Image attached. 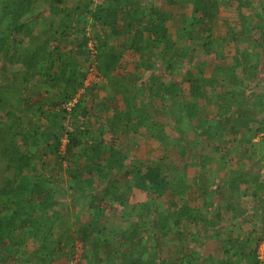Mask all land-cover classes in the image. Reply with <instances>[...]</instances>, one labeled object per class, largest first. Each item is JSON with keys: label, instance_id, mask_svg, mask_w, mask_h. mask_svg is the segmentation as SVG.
Listing matches in <instances>:
<instances>
[{"label": "trees", "instance_id": "16d2710c", "mask_svg": "<svg viewBox=\"0 0 264 264\" xmlns=\"http://www.w3.org/2000/svg\"><path fill=\"white\" fill-rule=\"evenodd\" d=\"M106 1L107 6L95 0H0V161L6 164V171L13 173L0 186V264L19 263L12 247L17 249L24 240L20 239L16 246L5 245V241L25 230H29L34 242L41 244L35 252L36 261L29 260L31 264L54 263L65 255V241L70 243L69 258L76 240L81 242L88 264H93L94 256L98 257L96 264H121V261L122 264H240L243 259L249 264H264V253L262 259L258 253L264 243V182L260 179L263 170L260 161L264 158V0H162L164 10L153 5L149 11L133 0ZM181 3L191 5L189 17L175 14ZM254 3L258 9L245 15L244 11L250 10ZM221 5L235 7L240 16V30L226 35L234 46L229 65L215 59L214 29ZM120 14L123 20L127 18L122 24L117 18ZM176 15L177 39L172 41L168 23ZM57 16L65 19V25L57 26L54 21ZM79 18L92 19L93 26L101 28L97 39L92 41L79 29ZM39 20L46 29L38 28ZM112 40L118 42L120 51H115L116 46L110 44ZM195 47L203 52L199 58L203 63L198 65L191 61ZM125 52L133 55L144 70L137 93L144 90L157 95L171 111L164 114L173 118L174 131L193 132L192 143L183 144L182 140L171 138L167 145L179 146L180 156L190 158L196 170L190 181L185 169L183 173L176 171L169 179L167 174L173 169L163 157L130 159L116 143H105V132L93 133L87 124L85 119L90 113L85 99L87 95H96L98 90L95 84L85 87L89 70L94 67L99 78L110 77L119 68ZM157 60L172 77L179 75L177 68L181 67L180 82L162 83L163 78L154 74ZM206 63L213 68L208 78L203 71ZM5 64L19 66L20 70L8 73ZM36 80L48 88L46 97H31L29 85ZM182 83L189 85L187 90L182 89ZM42 104L47 105L49 114L44 115ZM204 105L215 107V112L208 115L201 112ZM14 106L26 111L32 108L30 122L46 119L47 128L32 131L25 127L21 119H28L27 116L19 117ZM124 106L123 111L109 117L110 106L102 104L98 110L101 113L96 114L101 118L105 114L109 123L119 117L126 124L140 119L141 127L156 141L165 142V125L151 119L153 110L149 115L147 106H133L128 98ZM137 127L140 126L125 127L120 135H130L132 139ZM111 130L114 135L118 133L115 125ZM223 133L228 141L204 144L215 142ZM30 134L38 137V141L32 140ZM132 143L136 144L135 139ZM81 147L84 150L75 159L79 154L74 150ZM234 153L239 162L237 169L227 167ZM50 157L75 165L66 173L82 192L80 195L72 192L68 201L58 198L53 188L57 182L37 168L48 164ZM88 162L93 167L86 166ZM85 172L89 177H85ZM98 186H103L102 197L95 203ZM134 189L154 201L125 210L119 191L130 193ZM191 189L200 192V197L184 200L192 193ZM239 192L258 201L250 220L261 223L260 237L243 233L241 226L234 225L237 231L227 233L221 242V259L212 255L202 258L196 250L178 246L173 252H164L162 241L181 235V227L203 225L205 233L209 229L217 235L223 226V215L235 212L230 226L231 221L233 224L246 216L245 209L238 210L233 203ZM219 197L225 204L219 206L214 201ZM83 198L88 199L83 212L94 210L89 216L71 211L74 206L70 203ZM105 200L110 209L119 210L122 220L129 223V228L120 235L115 233L120 225H102L108 218L100 205ZM193 202L199 203L198 215ZM258 213L262 214L260 221ZM64 219L66 223L69 220L76 223L77 232L61 234L52 242L50 237L59 232ZM142 232H147L150 238L143 240Z\"/></svg>", "mask_w": 264, "mask_h": 264}, {"label": "rangeland", "instance_id": "374dc122", "mask_svg": "<svg viewBox=\"0 0 264 264\" xmlns=\"http://www.w3.org/2000/svg\"><path fill=\"white\" fill-rule=\"evenodd\" d=\"M135 2H138V4L140 5V7L142 9H145V11H149V9L155 5L159 8H161V10H164L165 7L163 5L162 0H133ZM254 1V0H252ZM263 1V0H262ZM95 2L97 3H102L104 6H107V1L106 0H95ZM45 8V6L42 5V9ZM175 9V8H174ZM248 11H244L245 15H248L249 13H255L256 9V4H252L249 6ZM175 14H178L180 16H185V17H189L191 15L192 12V8L190 4L187 3H181L180 6H178L176 8ZM258 11V10H257ZM243 13V12H242ZM29 17H32L31 15H29ZM50 17V16H49ZM123 15L120 14L117 18H118V22L119 24H122L126 19L123 20ZM177 15L168 23V28H169V33L172 37V41L177 39ZM252 19V18H250ZM64 18L62 16H57L54 21L57 24V26H62L65 25L64 23ZM42 20L38 21V28L42 29V28H47L46 25L44 23L41 22ZM86 21V26H83L82 23H84ZM79 24L78 27L79 29H82L85 31L86 36L90 37L92 39V41H94V39H97V31H98V35L100 34L101 28H96L93 26L94 21L92 19H78L77 21ZM97 24H99V22H96ZM241 28L240 26V16L236 10V8H232V7H228V6H220V14H219V21L216 24V27L214 29V36L216 38L215 41V49L217 52L216 58L220 60L222 63L229 65L232 61V56L234 54V46L231 42H229L226 38L227 32L230 31H239ZM206 30V29H203ZM19 38V37H17ZM111 45L116 46L115 51H120V47L118 46V42L116 40H112L110 42ZM90 48H91V52L92 54H94V49L93 46L94 44L91 43L89 44ZM123 49V48H121ZM122 51V50H121ZM192 56H191V61L194 64H201L203 63L201 59H199L201 57V54H203L202 50L200 48H194V51H192ZM156 65H154V74L161 76L162 79V83L166 84L169 81L172 82H180V76L183 73V69L181 70L177 68L179 70V75L172 77L170 76V72L167 71V69L163 66V64L161 65V62L159 60H157V62L155 63ZM4 69L10 73V72H16L18 69L20 70L19 66H14V65H10V64H5L4 65ZM188 68V66H186V69ZM190 69V68H189ZM95 70V69H94ZM203 71H204V75L205 77H211L212 75V71L213 68L208 65L207 63L203 66ZM96 73V70H95ZM144 70L141 69L138 66V62L137 60L133 57V55L129 54V52H125L123 58L120 61V66L117 69V71L114 72L113 75H111L110 77H106L103 78L102 76H100V78L97 76L94 78V76L89 77V81L90 84H95L98 87V90L96 92V95H87L86 99H85V105L89 107V113L90 115L88 116L89 118L85 119L87 121V124L90 126V128L92 129V132L94 133V131L100 132L103 131L104 133V140L105 143L111 144V143H116L117 145H119L122 149H124V152H127L129 155V158H136V159H140V160H147V159H158L160 157H163L165 159V164L168 166L172 167V172L170 171L167 175L168 178L171 179L174 174L176 173H183V169H185V174L188 178V180L190 181V179H193V177L196 176V170L195 168L190 164V158L188 156H186L185 158H182L178 152V147H168V142L171 138L173 139H180L182 140V143H187L190 144L193 141V132L191 131H186L182 134H179L177 131L173 130V123L174 120H172L173 118L171 116H167L164 113L168 112L171 113V111L169 110V108H165L163 106V104H161L159 98L157 97V95H154V93H146L144 90L142 92H138L137 93V89L138 87H140V83H141V79L143 76ZM148 74V73H147ZM10 78V77H9ZM31 91H30V95L32 98H36L39 99V97H41L40 95H42V97H46L47 95H45L47 92L46 90L48 89L46 87V85L44 83H42L39 80H36L34 82H32L29 85ZM189 87V85L187 83H182V89L183 90H187ZM103 89V90H101ZM135 90V91H134ZM131 99L133 102V106L136 107H140L143 106V104L146 107V111L147 113H149V115H152V110H153V116L151 117V119H158L160 120L165 126H164V131L166 133V137H165V142L164 143H160L158 141H156L147 131L144 127H141V121L140 119H132V122H128L127 124L125 123V121H123L121 119V117H119V119H112V122H108L106 121V119H108L109 117H111L113 114L115 113H120L121 111H123L125 109V101L126 99ZM187 100H190V98H185ZM104 104V106H110V113L108 114L109 117H107L105 114H103L102 118L101 115H97V111L101 110L100 109V105ZM43 106V113L44 115H47V113L49 114V110L47 108V105L42 104ZM13 109H16L15 111L17 112V114L19 115V117H26L28 119H21V121H23V124L25 127L31 128L32 131L36 130H41V129H45L47 128V122L46 119L40 118L37 120H33V122H30L29 120V116L31 115L29 112L30 110H32V108H30L28 111H26L25 109H20V106L17 107H13ZM154 111H157L156 114ZM215 112V107L213 106H203L201 112H205L207 115ZM99 113H101L100 111H98ZM52 115V112L50 113ZM55 114V112H54ZM119 116V115H118ZM33 119V118H32ZM9 122L11 120H8ZM68 123V122H65ZM71 123L69 122L68 125H70ZM116 127V129L118 130V133L114 135V133L110 132L112 131L111 129L114 127ZM136 126H140L137 127L136 129L138 130L137 133L135 134V137L132 139H135L136 144L132 143V139L129 136H123L120 135V131L122 129H124L125 127L127 128H135ZM222 133V132H221ZM220 133V134H221ZM32 137L33 135L30 134ZM38 137H33L32 140L34 141H38ZM222 141H228V137L226 135H224V133L222 134V136H218L215 142H208L205 141L204 144L205 145H209V144H213V143H221ZM258 141L257 139L255 140V142ZM26 148V147H23ZM61 150V154L63 148L60 149ZM83 148H77L74 150L75 154H79L76 156L75 159H77L78 156H80L83 152ZM186 151H189V148L186 147ZM215 156V154H214ZM213 156V157H214ZM49 163L46 164L45 166H38V171H41V169L43 170L42 172L45 173L46 175H49L53 178V180H55L57 182V184L53 187L55 189V194L58 196V198L60 200L66 199L68 201L67 198H70V193H74L75 192V196L80 195L82 192H80V190L77 188L78 186L76 184H74V182L69 178L68 174L66 173L68 168H75V165L73 164H68L67 162H59L56 158L54 157H50L48 159ZM83 162V159L80 160V163ZM70 163V162H69ZM261 165L263 166V170L261 171L260 174V179L262 182H264V158L261 159L260 161ZM126 165H129V162L126 163ZM239 165V162L237 161V156L234 153V156L232 157V160L227 164V167L233 168V169H237ZM88 167H93L92 163H87ZM214 166V165H213ZM6 164L4 162L0 161V186L2 185L3 179L6 177H11L12 176V171H6L5 169ZM86 169V168H85ZM85 171V170H84ZM85 177H89L88 175H90L89 173H84ZM221 177V176H220ZM190 184V182H189ZM49 186V185H48ZM99 187V186H98ZM70 188V189H69ZM102 187H99L98 190V197L97 199L94 200L95 203L99 202V198L102 197L101 195V190ZM68 189V192L66 193L65 190ZM123 189V186H122ZM244 189L243 186L240 187V191L242 192V190ZM192 193L190 194V196H186L184 197V200H187V198L189 197H200V192L198 191H194V190H190ZM239 192L235 197H234V202L237 205L238 210H242L245 209V212H247L246 216H243L241 219H237L233 221H231V226L230 224V219L233 217V215L235 214V212L231 211L229 214L227 215H223L224 217V221L222 223L223 226H221L219 228L220 230V234H214L213 231L209 230L207 231V233H205V229L206 227L201 225V226H197L194 227L193 225H186L184 227H181L180 229L182 230L181 235H177L175 236L174 239L171 238H167L164 239L162 241V245L163 250L165 253L168 252H173V250H175V246H178L181 249L184 250H193V251H197L200 255V257L204 258V257H208L209 255H212L218 259H221V251H220V247H221V242L222 240H225L227 237V233L229 234L230 231H237L235 226H241V230L243 233H251L253 236L260 237L261 232V223L258 222H252L250 220V217L252 215V212H254L253 209H256V206L258 205V201L255 199H252L250 196H243L242 193ZM119 193L122 195L123 197V202H125V210H127L130 206L132 205H136L138 203H142V202H153V197L149 196L148 194L138 191V190H133L130 193L125 192V190H123L122 192L119 191ZM200 193V194H199ZM229 195V194H228ZM227 195V199H231L229 198V196ZM226 196V195H225ZM263 196H264V192H263ZM220 197L216 200H214L215 202L218 201V205H222L225 204V202H222V198L221 200H219ZM232 200V199H231ZM73 202V201H71ZM86 203H88V199H81V200H77L75 201V203L73 202V204L70 203V205L74 206L73 208H71V211H75L78 213H84L83 215H91L92 211L94 210H90V212H83L82 207L83 205H85ZM108 213V218L102 222V225L106 224V226L110 225L112 227H115L116 225H120L119 228L116 229L115 233L117 234H122L123 230H126L129 228V223L124 222L122 220V214H120L119 210H114V209H110L111 205L107 202V200L103 201L100 204ZM192 207H194L195 213L198 215L200 213V206L198 202H193L191 203ZM57 210V208H56ZM262 214L258 213V218L257 220L260 221ZM65 221L63 222V225L61 226V228L59 229V232L56 233L54 236L50 237V240L52 242H55L59 235H64V236H68L70 234V232H77V226L76 223L71 222V220H69V223H66V219H64ZM234 227H233V226ZM206 235V238H203ZM142 238L143 240L149 239L150 236L147 232H142ZM192 236L195 237L192 238ZM182 237V239L180 238ZM209 237V238H208ZM20 239H23L24 242L23 244H21L20 247H18L17 249L15 247H12V254L17 256V258L19 259V263L18 264H31L29 260L33 259V261H36V254L35 252L37 251V249L41 248V244L40 243H36L34 242L30 237H29V230H25V231H20V232H16L13 236L12 239L10 240H6L5 241V245H15L16 246V242L20 241ZM176 239H181L180 242L178 243ZM69 242L65 241L63 242V245L66 247L67 246V250L64 256L57 258V260H55L54 263L52 264H66L67 263V253H68V249H69ZM81 246V242L79 240H76L73 243V246ZM161 245V246H162ZM201 245V246H200ZM262 245V244H261ZM83 249V248H82ZM169 249V250H168ZM98 257L94 256L92 260L93 264H96ZM124 263V261H121V264ZM81 264H88L87 259H85L84 257H82V262ZM105 264H110L109 262H106ZM159 264V263H158ZM240 264H249V261L247 259H243L240 260Z\"/></svg>", "mask_w": 264, "mask_h": 264}, {"label": "built area", "instance_id": "2783aa9c", "mask_svg": "<svg viewBox=\"0 0 264 264\" xmlns=\"http://www.w3.org/2000/svg\"><path fill=\"white\" fill-rule=\"evenodd\" d=\"M92 76H94V78L97 77V72L95 73L94 67L89 70L87 80L85 81V87L91 85L89 81V77H92ZM258 253L260 255V259H262L263 253H264V243L259 246ZM81 258H82V248L81 246L76 245L74 247L72 255L69 257L66 264H79L81 261Z\"/></svg>", "mask_w": 264, "mask_h": 264}, {"label": "clouds", "instance_id": "9594fccd", "mask_svg": "<svg viewBox=\"0 0 264 264\" xmlns=\"http://www.w3.org/2000/svg\"><path fill=\"white\" fill-rule=\"evenodd\" d=\"M75 246V245H74ZM81 248H82V244H81ZM82 253H83V249H82ZM82 257H83V254H82ZM69 259V258H68ZM67 259V260H68ZM81 262H82V258H81V261H80V263L79 264H81Z\"/></svg>", "mask_w": 264, "mask_h": 264}, {"label": "crops", "instance_id": "0c3cea01", "mask_svg": "<svg viewBox=\"0 0 264 264\" xmlns=\"http://www.w3.org/2000/svg\"><path fill=\"white\" fill-rule=\"evenodd\" d=\"M134 190H136V189H134Z\"/></svg>", "mask_w": 264, "mask_h": 264}]
</instances>
